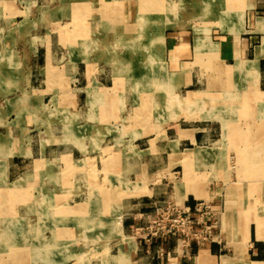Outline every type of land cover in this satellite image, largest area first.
<instances>
[{"label": "crops", "instance_id": "1", "mask_svg": "<svg viewBox=\"0 0 264 264\" xmlns=\"http://www.w3.org/2000/svg\"><path fill=\"white\" fill-rule=\"evenodd\" d=\"M151 107L162 113L148 118ZM41 160L45 172L65 161L103 169L108 186L138 177L113 208L109 264H264L250 258L264 241L260 213L245 215V185L233 180L264 172V0H0V188L23 187L13 177ZM200 199L212 204L213 237L190 253L134 230L156 203ZM93 200L89 213L110 202ZM83 203L49 197L61 235L78 234L66 223L83 221Z\"/></svg>", "mask_w": 264, "mask_h": 264}, {"label": "rangeland", "instance_id": "2", "mask_svg": "<svg viewBox=\"0 0 264 264\" xmlns=\"http://www.w3.org/2000/svg\"><path fill=\"white\" fill-rule=\"evenodd\" d=\"M52 14L59 16V13ZM75 19L81 20L78 17ZM150 82L154 83V80ZM180 95L183 96L184 93H180ZM184 101L185 103H183ZM169 103H173L172 96L169 98ZM180 104L184 108L183 111L187 112L189 109L187 99L182 100L180 97ZM195 110L197 114H194L193 117L202 118L205 109L197 107ZM147 112V117H152V119L162 113L161 109L153 107L148 108ZM180 114L191 118V114L187 115L184 112ZM218 126V123L212 122L211 127L215 129L213 133H218ZM114 128L117 129L116 125ZM103 143L108 142L105 140L101 145ZM112 143L113 141H110L109 144ZM114 143L117 148L123 146L122 141ZM100 159L99 164H105L106 157L101 156ZM42 163L43 160L37 164V170L34 173H28L27 170L15 173L13 178L23 187L12 188L11 184L8 188H0V264H109L110 244L117 238L111 233L117 234L119 228V219L112 218L115 214L113 208L117 213L120 207L118 202L123 199V194L128 193L126 190L130 189L128 187L130 183H132V191L136 188L135 185L137 186L139 183L138 177L132 173V177L127 179L128 189L125 187V183L120 181L123 178L110 182V187L108 186L109 174L103 169L97 171L91 166H86L83 173H78L70 169L69 163L65 161L64 171L54 170L59 169L57 166L53 167L52 171L45 172ZM61 173L64 176L62 182L59 181ZM174 175H178L177 171L174 172ZM31 178L35 181V187L27 188L26 184ZM254 179H260L264 183V172L245 170L233 173V180H236L240 185L241 183L245 185L244 188H240L241 195L245 197V203L240 207L244 208L245 215L249 217L252 215V211H258L260 220H256V222L264 225V187H253ZM60 192L67 193L68 202L71 204L79 199L84 202V206L82 205L83 221L78 223V226L70 219L66 223L69 228H78V234H72L69 231L67 234H60V231L64 229L61 226L63 223L59 220L61 208L54 204L49 205V197L58 195ZM101 193L108 195V201H110L104 205V213H101V205L98 207L99 213L97 211L95 213L93 210L95 204L92 205L91 212H87V202L94 198L97 200L101 197ZM114 194L115 197H113ZM258 196L260 202L253 204L252 197H256L257 200ZM68 212H72L70 208ZM255 243H258L257 250L250 253V258L257 262H264V241H255Z\"/></svg>", "mask_w": 264, "mask_h": 264}, {"label": "built area", "instance_id": "3", "mask_svg": "<svg viewBox=\"0 0 264 264\" xmlns=\"http://www.w3.org/2000/svg\"><path fill=\"white\" fill-rule=\"evenodd\" d=\"M144 242L178 238L187 253L213 237V207L209 201L196 200L192 205H179L166 201L153 205L151 216L134 228Z\"/></svg>", "mask_w": 264, "mask_h": 264}, {"label": "trees", "instance_id": "4", "mask_svg": "<svg viewBox=\"0 0 264 264\" xmlns=\"http://www.w3.org/2000/svg\"><path fill=\"white\" fill-rule=\"evenodd\" d=\"M258 244V243H257Z\"/></svg>", "mask_w": 264, "mask_h": 264}]
</instances>
